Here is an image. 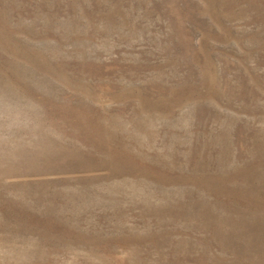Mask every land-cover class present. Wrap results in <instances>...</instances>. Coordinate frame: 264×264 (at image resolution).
<instances>
[{"label":"rangeland","instance_id":"1","mask_svg":"<svg viewBox=\"0 0 264 264\" xmlns=\"http://www.w3.org/2000/svg\"><path fill=\"white\" fill-rule=\"evenodd\" d=\"M0 264H264V0H0Z\"/></svg>","mask_w":264,"mask_h":264}]
</instances>
